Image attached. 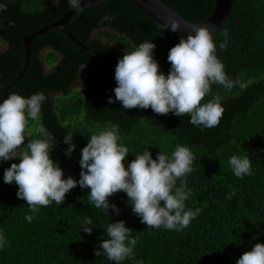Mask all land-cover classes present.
I'll use <instances>...</instances> for the list:
<instances>
[{
	"label": "trees",
	"instance_id": "16d2710c",
	"mask_svg": "<svg viewBox=\"0 0 264 264\" xmlns=\"http://www.w3.org/2000/svg\"><path fill=\"white\" fill-rule=\"evenodd\" d=\"M187 20L205 21L213 13L216 0H162ZM7 11L0 12V39L8 47L0 51V102L5 88L25 67L26 49L19 29L30 35L58 21L68 10L67 0H3ZM105 16L114 17L104 20ZM70 31L95 48L104 60V74L94 101L91 99L101 71L98 56L83 48L60 30L41 34L32 42L30 64L24 77L8 95L16 92L28 97L42 91L47 100L40 117L30 121L26 140L37 136L44 126L56 138L51 155L63 169L65 178L77 180L81 171V149L88 136L99 129L117 125L129 149L127 162L145 149L152 153H171L177 145H188L194 154L193 171L186 183L192 195L186 205L199 215L182 231L147 229L130 206L127 195L117 192L108 199L120 208L117 216L98 210L88 199V189L79 185L66 194L61 205L41 207L31 223L26 201L16 195L18 185L3 181L4 169L19 160L0 163V231L8 239L0 249V264H113L106 256H96L107 225L123 220L137 239L134 258L121 264H236L256 243H264V0H234L225 25L214 33L216 56L224 70L239 84L231 90L213 85L201 103L222 97L224 113L218 126L203 129L189 123L190 116L157 115L148 109H124L115 100V68L126 51L144 41L156 45L153 57L165 74L170 49L181 37L141 10L131 0H106L83 8L68 22ZM227 31V47L221 49ZM96 32V36H94ZM87 68L86 85L73 92L81 69ZM46 68L51 69L47 71ZM56 94L55 97L53 95ZM73 134L76 148L71 158L64 136ZM233 154L249 155L252 174L237 178L228 164ZM179 185V181H177ZM235 195L227 199L229 193ZM91 218L93 231L81 229Z\"/></svg>",
	"mask_w": 264,
	"mask_h": 264
},
{
	"label": "clouds",
	"instance_id": "9594fccd",
	"mask_svg": "<svg viewBox=\"0 0 264 264\" xmlns=\"http://www.w3.org/2000/svg\"><path fill=\"white\" fill-rule=\"evenodd\" d=\"M83 2L67 0L75 13L82 10ZM4 11H7V5L0 0V12ZM112 19L114 17L105 16L102 22ZM164 27L176 32L181 25L179 21L170 20ZM213 28L192 26L190 33L194 34L181 37L170 49L167 60L171 66L167 74L160 70L153 57L156 45L152 40L140 43L131 52L126 51L115 68V100L109 97L108 103L119 101L124 109L150 107L157 115L188 114L189 123L201 130L218 126L224 113L222 97L213 96L203 104L201 101L211 93L213 85L228 90L237 84L244 85L228 77L216 56ZM221 35L225 40L219 47L224 49L228 33L225 30ZM46 100L42 91L28 97L13 92L0 102V163L19 160L4 169L3 181L18 185L16 195L26 201L31 213L25 216L28 223L41 207L53 202L61 205L66 194L77 185L88 189L91 204L108 215L109 209L117 216L121 211L108 198L117 192L126 193L127 205L149 230L162 227L179 232L199 215V208L193 210L186 205L192 195L186 178L194 170L195 160L190 146L177 145L171 155L160 151L155 159L147 148L127 162L129 149L123 143L117 125L99 129L88 136L86 146L81 149L79 179L65 178L63 169L51 155L57 146L56 138L44 126L36 130V138L28 139L25 144L26 128L30 121L39 119ZM64 143L68 145L65 155L71 158L76 148L73 134L64 136ZM252 161L249 155L233 154L228 164L237 178H243L252 174ZM234 195V192L229 193L226 198L231 199ZM94 224L91 218H85L81 229L91 234ZM106 233L108 238L102 240L95 251L97 257L103 254L113 264L134 258L137 239L123 220L110 222ZM7 244V236L0 231V249ZM236 264H264V243H256L251 251L236 260Z\"/></svg>",
	"mask_w": 264,
	"mask_h": 264
},
{
	"label": "water",
	"instance_id": "95a60500",
	"mask_svg": "<svg viewBox=\"0 0 264 264\" xmlns=\"http://www.w3.org/2000/svg\"><path fill=\"white\" fill-rule=\"evenodd\" d=\"M101 1H106V0H84L82 4V9ZM131 1L135 3L141 10H143L144 12L148 13L151 17L156 19L162 25L168 24L170 20L179 21L181 28L178 29V31L176 32L186 36H188L189 34H194V33H190V30L192 26L195 25L214 26V28L212 29L213 34L216 33L225 25L234 3V0H216L213 13L210 15V17L203 22L195 23L181 16L177 11H175L170 6L165 4L162 0H131ZM75 14H76L75 11L70 9L58 21L50 25H47L30 35L24 34L22 30L19 29V32L22 35L24 46L26 49L25 67L23 72L20 74V76L5 88L4 91L5 99L7 98L9 90L24 77L25 73L28 70L30 64L31 46L34 39H36L41 34L47 33L49 31L60 30L67 37L72 39L74 42L78 43L83 48V50L94 52L101 61V71L99 73L93 91L91 93V97H92L91 99L94 101L95 90L104 74L105 64H104V60L102 59V56L98 53V51L95 48L79 40L68 28V22Z\"/></svg>",
	"mask_w": 264,
	"mask_h": 264
},
{
	"label": "rangeland",
	"instance_id": "374dc122",
	"mask_svg": "<svg viewBox=\"0 0 264 264\" xmlns=\"http://www.w3.org/2000/svg\"><path fill=\"white\" fill-rule=\"evenodd\" d=\"M94 36H96V32H95ZM7 47H8L7 43L0 39V51L5 50ZM46 69H47V71L51 70L49 68H46ZM86 78H87V68L85 66H83L81 69L79 79L73 86V88H74L73 92L75 94H78L80 91H82L84 89V87L86 85ZM55 96H56V94L53 95V97H55Z\"/></svg>",
	"mask_w": 264,
	"mask_h": 264
}]
</instances>
